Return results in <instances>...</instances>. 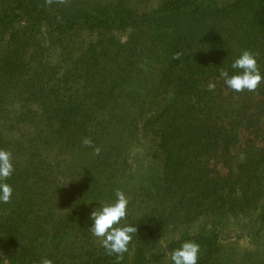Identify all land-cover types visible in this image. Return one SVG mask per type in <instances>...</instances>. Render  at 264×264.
<instances>
[{"label": "trees", "instance_id": "trees-1", "mask_svg": "<svg viewBox=\"0 0 264 264\" xmlns=\"http://www.w3.org/2000/svg\"><path fill=\"white\" fill-rule=\"evenodd\" d=\"M82 29L93 36L79 50L70 41ZM0 42V149L14 154L12 197L0 202V264H32L24 252L46 248L53 264H173L171 253L189 240L200 246L197 264H216L217 231H186L161 245L164 232L206 213L260 208L264 216V81L236 92L220 76L239 71L231 65L245 49L264 76V0H160L152 10L129 0H0ZM13 103L12 116H2ZM19 124L30 126L11 144L5 132ZM145 138L158 165L128 197L121 225L137 233L123 259L92 237L79 247L66 240L91 232L74 199L117 185L127 146ZM102 142L96 158L68 163ZM57 171L77 188L56 217L46 203L65 182L50 179Z\"/></svg>", "mask_w": 264, "mask_h": 264}, {"label": "rangeland", "instance_id": "rangeland-1", "mask_svg": "<svg viewBox=\"0 0 264 264\" xmlns=\"http://www.w3.org/2000/svg\"><path fill=\"white\" fill-rule=\"evenodd\" d=\"M159 2L160 0H129V5L131 6V8H136L138 10H152L158 5ZM92 36L93 34L91 32H88L87 30H76L71 36L73 40L70 41V44L72 46H76L77 49L81 50L86 45V43L92 38ZM121 37L124 38V34L121 35ZM2 42H0V45L2 44ZM54 51L57 52V50ZM52 58L58 60L57 57L53 56ZM233 94L234 93H230V89L225 88V97L230 99ZM17 106L18 105L14 104L13 107L9 108L7 114L5 113L6 111H4L2 113V116L4 114L6 115V117H11L12 111L15 107L17 108ZM2 121L3 119H1V122ZM29 126L30 125L28 124L16 125L15 128L17 129L10 130L9 132L6 131L5 135L8 138L9 142L13 144L15 141L17 142L18 140H21L20 134L23 133V131L26 132L25 130L26 128H29ZM19 130L20 132H18ZM247 136L248 135H246V132L242 131L240 135L241 141L247 138ZM105 146V142H102L99 145L101 149L100 153L106 151V149H103L105 148ZM122 147H124V145ZM153 149V142L150 140V138L143 139V142L134 141L131 145L127 146L126 153H128V156L126 159V164L120 169H118V171L116 172V174H119L117 179V185L114 184L113 186H111V188L110 186L107 187L106 189H104L103 193L100 196H96L93 199H86L85 197L74 199L73 204H75V206L80 209L82 216L86 215L84 217V221L86 224H88V222L92 224V220L90 219V213L94 208L100 207L101 203H110L116 199L115 192L117 189L123 191L127 197H130L132 196L134 189L142 185H146L150 181V178L156 172L158 165V160L156 159L158 158V155L155 156L154 160ZM54 151H56V149L51 151L53 156H55L53 154ZM56 155L59 159L63 158L61 156V153H58ZM93 155L94 158H96L94 151L82 150L74 157V159H70L71 156H67V160L69 164L75 162V164L77 165H82L83 162L91 160V157ZM13 158L14 154H12V159ZM122 159L124 160L123 157ZM217 166L222 173H226V168L221 163H219ZM77 167L78 166L76 165L73 166V168ZM65 176V182H62ZM69 176L70 175L67 171H57L54 175L52 174V176L50 177V179L54 182H62V186H59L60 189H57L55 191L54 187L51 188L50 191H55V195H53L52 200H49V203H46V206L53 207L52 210L48 212H53L56 217L59 214L65 212V206H68L67 208L71 206L67 205V198L63 203V197H65V195L67 194L70 195V192H72L74 188H77L76 184H73L71 189L67 185L66 181ZM75 193L76 190L73 192V195H75ZM48 196L52 195L49 194ZM30 214L31 218L36 216L42 217L45 216L46 212H31ZM201 229L207 231L214 230L217 231L219 234L218 246L220 247V252L218 256L215 257L216 264H264V216L262 215V211L260 208L244 211L241 214L239 212L237 214L230 212H221L217 216L211 213H206L187 223H183L173 228H170L169 230H166L161 238L160 243L161 245H163L169 242L170 240H176L177 238L181 237V233L186 231L190 234L189 236H191V234H196ZM85 236L93 238H90L91 240L89 239L88 242H91L92 240H99L91 232L86 234L79 233L77 235H73L72 237L68 235V238L65 239L69 241L74 240L75 242H78L76 243V245L79 247L81 244L80 241L86 238ZM22 244H24V242L21 240L18 246L20 247L22 246ZM27 247L23 245L19 252L25 251V248ZM43 250L33 249L31 251H25L23 257L26 258L27 263L33 262L32 264H40V261L43 258H48L47 253L49 252V250L47 248ZM7 261V259L4 260L2 264H7Z\"/></svg>", "mask_w": 264, "mask_h": 264}, {"label": "clouds", "instance_id": "clouds-1", "mask_svg": "<svg viewBox=\"0 0 264 264\" xmlns=\"http://www.w3.org/2000/svg\"><path fill=\"white\" fill-rule=\"evenodd\" d=\"M57 3L66 4L68 0H56ZM47 4L53 0H46ZM174 59L180 58V53L173 55ZM231 67L239 71L229 74L227 69H221L220 76L224 78V83L236 92L245 90L254 92L262 81L260 69L255 55L250 50H243L240 56L235 59ZM208 90L215 89V83L209 82ZM83 145L91 147L93 141L85 137ZM100 147L94 148V154L99 155ZM14 171L12 154L10 151L0 149V202L8 203L12 197L13 189L6 182ZM116 199L113 202L101 203L100 207L94 208L90 213L92 224L91 233L99 239L100 245L108 255L116 254L117 261L123 259V253L128 251V245L132 240V235L137 233V227L131 225H121V221L126 218L128 197L119 189L115 192ZM200 246L194 241H185L182 245L171 253L173 264H197ZM40 264H53L49 258H43Z\"/></svg>", "mask_w": 264, "mask_h": 264}]
</instances>
